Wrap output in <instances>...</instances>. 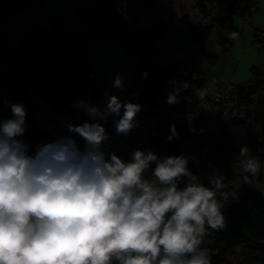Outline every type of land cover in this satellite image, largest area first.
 I'll list each match as a JSON object with an SVG mask.
<instances>
[{
  "label": "clouds",
  "instance_id": "1",
  "mask_svg": "<svg viewBox=\"0 0 264 264\" xmlns=\"http://www.w3.org/2000/svg\"><path fill=\"white\" fill-rule=\"evenodd\" d=\"M227 36L235 41L239 33ZM168 83L175 88L167 103L177 104L189 82ZM113 86L123 88L120 74ZM210 92L198 90L197 99ZM105 95L102 109L83 99L72 103L93 121L119 117L113 121L116 133L127 137L138 126L142 106ZM9 107L12 117L0 121V264H212L202 245L227 227L223 209L238 199V188L231 199L225 191V176L214 172L206 186L187 167L186 155L159 156L150 149H137L125 161L105 151L110 135L99 122L67 125L83 139V150L69 135L36 144L33 151L20 139L25 106ZM170 127L166 142L178 136ZM239 156L244 184L264 195L257 181L260 158L250 156L247 146L240 147ZM153 164L152 178H145Z\"/></svg>",
  "mask_w": 264,
  "mask_h": 264
},
{
  "label": "trees",
  "instance_id": "2",
  "mask_svg": "<svg viewBox=\"0 0 264 264\" xmlns=\"http://www.w3.org/2000/svg\"><path fill=\"white\" fill-rule=\"evenodd\" d=\"M25 1L0 0V12L9 8L24 9ZM36 1L43 4L46 0ZM74 3L87 19L86 33L68 30L63 15L58 12L53 15L50 25L37 22L34 28L19 35L15 73H0V121L12 117L10 103H22L26 108L28 128L20 139L30 143L33 151L36 144L59 139L35 118V101L30 90H39L53 96V103L58 109L81 115L83 123L102 124L103 120L93 121L86 112L74 107L72 102L83 99L89 105L104 108L107 97L103 94L87 44L89 38L102 40L116 35L120 38L124 51L135 55L134 96L120 98V101L129 102L134 99L146 106L160 109L161 117L151 120L148 126L154 147L162 156L186 155L187 144L193 135L190 129H197L202 125L205 118L202 105L210 100L208 94L200 101L196 93L209 87L206 85L205 74L195 77L184 63L173 62L165 67L160 66L158 54L161 44L171 45L179 52L199 54L203 60L215 63L218 55L207 49L206 40L212 34H217L220 42L232 45L233 40H229L221 31L218 22L230 21L236 14L244 18L251 16L257 0H197L195 5L203 17L210 16L215 4H223L228 8L225 16H211V21L205 24H195L188 14H180L174 0H74ZM141 6L145 12L143 18L138 17V13L135 14ZM254 30L253 41L264 52V31L257 27ZM55 66L61 69L70 86L64 93V100L58 99L27 76L29 71L42 73ZM250 70L249 79L219 86L228 91L231 100L236 101L235 108L225 122L223 117L227 102L215 103V108L219 110L218 121L204 150L205 158L201 161L204 173H207L202 182L206 186L208 178L215 172L226 177L228 187L225 191L238 188L237 202L223 209L227 227L206 237L202 245L209 248L212 264H234L232 250L236 247L241 248L239 264H264V195L247 184L239 187L232 185V168L241 146L248 147L250 156L260 158L261 172L257 181L263 185L264 180V72L256 65H252ZM145 71L148 72L147 78L143 76ZM18 78H24L26 84L23 85ZM172 79L187 80L189 88L180 91L179 103L169 105L168 93L175 88V85L168 83ZM175 114L189 119L188 129L175 123ZM172 125L178 136L173 141L166 142ZM69 135L83 150V139L72 133H66L65 136ZM187 167L198 176L194 159H189ZM184 182L181 181L179 186L183 187Z\"/></svg>",
  "mask_w": 264,
  "mask_h": 264
},
{
  "label": "crops",
  "instance_id": "3",
  "mask_svg": "<svg viewBox=\"0 0 264 264\" xmlns=\"http://www.w3.org/2000/svg\"><path fill=\"white\" fill-rule=\"evenodd\" d=\"M59 1H61L60 5ZM176 1L177 0H174V4L176 6V9L178 10L177 5L179 0L177 2ZM46 2L50 4V8L55 9V13H62L64 17L65 27L68 30H81L83 33L87 32L86 29H88V27L83 29L81 28V26H74V22H69L67 16L64 14L66 7L70 4H73L74 0H46ZM38 6L41 7V4H39ZM137 13V16L141 18H143L145 15V12L141 8L135 12V14ZM227 13L228 8L225 5L215 4L213 5L210 16L203 17L199 11H195L196 18L192 20V18L190 17V19L195 24H205L211 21V16L221 18ZM86 20L87 19H84L83 22H86L87 24ZM51 21L52 15L50 14V12L49 16L46 18L44 16V13L33 15V13L29 10L26 11L24 9L18 8H9L4 12H0V73H15V60L18 49L17 43L19 35L23 33L25 29H32L37 22L44 25H50ZM218 25L224 34L227 35L228 32L235 31L239 33V38L238 40L233 41V44L230 46L220 42L218 40L217 34H212L210 38L206 40L207 49L209 50L210 48L211 50L209 51L211 53L218 55L215 63H209L208 61L203 60L201 57H198L195 53L191 63H186L185 58L176 60V54L179 53L181 56H184L185 54H188L189 51L179 52L173 49L171 45L165 46L161 44V50L158 54L160 66L165 67L167 65H170L171 62L180 61L179 63H184L186 65V69L195 77H199L205 74L206 85L209 88L219 87L227 82L237 83L249 79L251 77L250 68L252 65L258 66L261 71L264 72V52L262 50H259L257 45L253 41L255 35V27L264 31V0H257L256 7L251 16L244 18L236 14L233 15L232 20L230 21L220 20L218 22ZM262 37L264 38V34H262ZM87 46L91 56V61L96 68L98 77L100 79L104 96L107 97L105 93H108L109 96L115 95L119 99L132 98L134 96L133 76L135 70V55L132 56L124 51L122 42L116 35L109 36L102 40H93L92 38H89ZM247 54L249 55V58L247 57ZM162 58H164L163 62L161 60ZM224 58H227V61H231L233 63V68L215 69L218 66L219 62ZM55 67L60 69L58 66ZM51 68L54 67H50L47 70H53ZM47 70H45L44 72H46ZM117 74H120L122 76V89H118L113 86ZM29 75L30 74L28 73L27 76L30 78V80L43 87L45 90H51L53 92H56L58 90V88L54 87V84L52 82H49L46 77H43V74L37 78H35L33 75ZM60 83L61 84L59 88L64 89V91L69 90L68 87L70 86L67 79H65V81L60 79ZM262 93H264V89L262 90ZM177 115L178 114L174 115L173 120L178 125L181 117L180 115H178L180 118L179 119L177 118ZM205 118L203 124L205 123ZM117 119H119V117L109 116L107 118V121H103L102 123L105 126L107 133L110 135V139L106 141L107 143H112L118 146L126 154L128 160L131 159V153L137 149H150L159 156H162L161 153L154 147L148 133V126L151 122L150 119L136 118L138 126L132 129L127 137L118 135L116 133L113 121ZM154 167V164L151 165L148 172L145 173V178H150L151 170ZM204 174L206 175V178L207 173Z\"/></svg>",
  "mask_w": 264,
  "mask_h": 264
},
{
  "label": "rangeland",
  "instance_id": "4",
  "mask_svg": "<svg viewBox=\"0 0 264 264\" xmlns=\"http://www.w3.org/2000/svg\"><path fill=\"white\" fill-rule=\"evenodd\" d=\"M196 1L197 0H179L177 6H178V10H179L180 14H189L190 17L192 18V20H194L196 18L195 11H199L198 7L195 5ZM60 3H61V1H59V5H60ZM38 5H39V3L36 0H32V1L26 0L24 10H26V11L29 10L30 12L33 13V15H39V14L44 13L45 18L49 16V12L52 15V17L55 14V9L50 8V4H48V2L41 4V7ZM141 9L142 10L144 9L143 6H141ZM64 14L67 16L69 22H71V21L74 22L73 23L74 26H81V28H83V29H85L87 27L86 22H83L84 19H86V18L76 8L75 3L68 5L64 11ZM78 19H79V22H78ZM43 22H45V21H43ZM76 28H80V27H76ZM29 30H31V29H25L24 32H27ZM86 31H87V29H86ZM17 46H18V43H17ZM209 50H211V49L209 48ZM130 55H132V54H130ZM196 55L198 57H200L199 54H196ZM132 56H134V55H132ZM193 57H194L193 52H188V54H185L184 56H181L178 53V54H176L175 59L180 60L181 58H185L186 63H191ZM247 57L249 58L248 54H247ZM173 58H174V56H173ZM226 59L227 58H224L223 60H221L215 69H232L233 63L231 61H227ZM161 60L163 62L164 58H162ZM134 61H135V58H134ZM171 63H173V62H171ZM51 69H53V70H47L46 72H44L45 74L43 72H42V74H43V77H46L49 82H52L54 84V87L58 88V90L56 92L49 90L48 92H50L52 95L56 96L58 99L64 100V98H65L64 93L67 92L68 90L64 91V89L59 88V86L61 84L60 79L65 81L66 78L64 77V75L60 69H58L56 67L51 68ZM28 73L30 74L29 76L33 75L35 78L40 77V75H42L39 73H35L33 71H29ZM69 88L70 87H68V89ZM60 90H62V92ZM30 94L35 101L34 112H35L36 120L46 130L50 131L55 136L62 137V136H65L66 133H69L67 131V125L68 124L80 125L83 123V118L81 117V115L71 114L64 109H58L57 106L53 103V101H50L51 95L49 96L48 94H43L39 90H30ZM51 97H53V96H51ZM202 106H203L204 113L206 116L205 123L204 124L202 123V126H200L199 128L196 129L198 134L193 132V135H192V137H191V139L188 142L187 147H186V156L189 157V159L192 158L196 161V167L198 169V177H199L201 182L204 181V178L206 176L204 174V170H203L201 161L204 160V158H205L204 150L206 149V147L209 144L211 135L215 130V126L217 124L218 115H219V110H217L215 107H213L209 102H204ZM177 118H179L178 115H177ZM189 124H190V121L188 118H181L179 120L178 126H181L183 128L188 129L189 128L188 126H190ZM27 128H28V124H26V129ZM201 129L203 130L202 132L200 131ZM240 161H241L240 157L237 156L236 160L234 162L233 168H232V171L234 173L232 185H234L235 187L245 185L242 177L240 176V174H241ZM150 178H152V177L150 176ZM263 185H264V180H263ZM231 191L232 190L226 191L229 194L230 199H231V196H230ZM236 202H237V200H232L229 205L225 206L224 209L229 208L230 206H232ZM240 251H241L240 247H236L232 250V259L234 261V264H239L238 258H239Z\"/></svg>",
  "mask_w": 264,
  "mask_h": 264
},
{
  "label": "water",
  "instance_id": "5",
  "mask_svg": "<svg viewBox=\"0 0 264 264\" xmlns=\"http://www.w3.org/2000/svg\"><path fill=\"white\" fill-rule=\"evenodd\" d=\"M18 81H20L23 85L26 84V81L24 78H18ZM50 101H53V98L51 96H50ZM129 102L138 103L142 106L141 111L136 115V118H145V119L155 120L161 117V111L158 108L146 106L134 99H131ZM234 107H235V104L233 102H227L225 104L224 117H223L225 122L229 119Z\"/></svg>",
  "mask_w": 264,
  "mask_h": 264
},
{
  "label": "built area",
  "instance_id": "6",
  "mask_svg": "<svg viewBox=\"0 0 264 264\" xmlns=\"http://www.w3.org/2000/svg\"><path fill=\"white\" fill-rule=\"evenodd\" d=\"M209 103L215 107V103L220 101L225 102H233L235 104L236 101H233L230 99V95L228 91L223 90L219 87H211V92L209 93ZM106 152H115L118 156H120L122 159L127 161L126 154L120 150V148L112 143L105 142L103 145Z\"/></svg>",
  "mask_w": 264,
  "mask_h": 264
}]
</instances>
